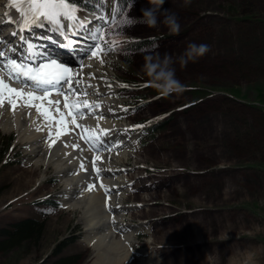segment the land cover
Instances as JSON below:
<instances>
[{"label": "rangeland", "instance_id": "374dc122", "mask_svg": "<svg viewBox=\"0 0 264 264\" xmlns=\"http://www.w3.org/2000/svg\"><path fill=\"white\" fill-rule=\"evenodd\" d=\"M228 3L243 14L253 12L260 21H237L228 16ZM148 8L157 9L156 26L144 22ZM168 17L179 23L178 31L165 22ZM93 18L109 42L102 47L116 43L114 37L154 38L140 49L119 51L112 47L101 53L102 83L96 78L98 89L105 91L103 96L111 98L103 106L116 113L113 120L126 123L116 134L132 144L133 152L120 161V166L128 169L124 172L131 189L122 199L145 202V206L129 208L126 220L144 219L148 227L135 232L131 251L151 245L160 264H264V240L260 237L264 235V173L247 166L250 158L245 156L252 152L254 158L261 150L257 147L255 151L252 145L244 149L243 140L239 150L226 146L231 137L251 124L254 127L249 133L255 134L254 129L260 133L259 113L254 114L216 87L229 81L246 83L234 72L219 69L227 64L225 58L230 57L231 49L245 58L248 49L255 48L258 63H264V0H191L186 6L184 0H163L156 5L152 0H132L117 19L126 22L111 30L112 7ZM190 43L207 45L208 50L184 66L177 58ZM165 54L176 60L175 75L180 84L198 83L212 90L205 101L184 109L182 105L190 98L183 91H172L163 99L143 88L151 82L144 65L149 58L158 60ZM115 78L123 81L120 87ZM165 113L172 116L163 123L164 129L143 144L142 131ZM76 129L71 134L78 141ZM10 134L13 139L0 162V227L30 216L41 220L44 229L38 243L1 251L0 264H44L59 241H64L60 254H79L76 264H92L93 248L83 239L81 212L63 205L65 188L56 169L29 160L28 142L14 130L0 129L1 151V137ZM74 138H56L52 145L63 148ZM256 199L261 210L249 205ZM138 256L133 251L123 264H138Z\"/></svg>", "mask_w": 264, "mask_h": 264}, {"label": "bare ground", "instance_id": "6f19581e", "mask_svg": "<svg viewBox=\"0 0 264 264\" xmlns=\"http://www.w3.org/2000/svg\"><path fill=\"white\" fill-rule=\"evenodd\" d=\"M8 3L9 0H0V18L9 17L22 23L18 12L14 8L7 7ZM5 13H8V15H5ZM77 18L78 20L89 22L85 25V32L83 31L85 37L79 38L81 43L75 44L66 50L53 46L58 41L57 39L51 37L52 39L49 40L46 39V36L43 37V29L54 26L47 23H45V27L38 31L36 29H39L38 27L40 26H33L35 27L33 31L36 38L32 37V35L30 36L29 33H24L27 35L23 36L24 39L21 41L11 42L10 39H0V46L4 45L7 47V55L0 57V75H3L4 81L9 83L11 87L16 89L24 88L26 92L31 91L33 97L43 96V91L35 89L31 83L28 82V87H25L24 83L13 81L7 75V70L3 68V65L7 60L13 59L14 56L24 58L20 61L30 66L37 59L34 67L50 60H56L65 67L70 68L74 78L81 81L79 85L74 82V87L80 92L87 91V99L90 102H98L100 107L90 113L88 109L77 105L80 107V114H77L76 109L73 108V116H75L77 124L81 126L76 127L70 122L73 116L67 115V109H64V96L57 94V90L64 91L67 94V87L61 88V85H56L55 89H49L50 95L44 101H37L32 97H17L15 110L12 109L10 104L5 102L0 107V129L3 131H17L28 142L27 150L32 155L28 159L32 160L34 164H41L44 167L52 166L56 169L59 181L65 188V195L61 199L63 205L68 209L77 207L81 212L85 227L83 239L93 248L92 264H123L133 251L139 255L137 257L139 260L138 264H157L159 257L151 245L135 250L132 249V251L130 249L132 242L135 241V232L137 230H148V227L142 222L144 219L138 222L126 220L129 208L144 205L145 202H124L122 199L126 192L131 189L128 188L130 182L124 172L128 169L120 166V161L133 152L132 144L121 140L116 134L119 128L126 127V123L113 120L112 118L116 117V113L103 106V104H108L111 98L107 97V95L103 96L105 91L99 90L96 86L98 84L96 78H99L100 81L102 80L99 60L95 58L89 59L85 55V50L94 42L90 34L92 35L96 30V22L94 23L87 13L82 15L77 12ZM63 23L70 26L76 22L63 21ZM8 29L10 32L13 26L11 24L8 25ZM40 31L42 37L39 34ZM20 42L21 46H19ZM28 44L33 45L31 52L27 46ZM52 52H54V54L50 55L52 58H48L47 54ZM25 57H29V60ZM81 65L84 66L81 67ZM46 71H55V69ZM88 84H91L92 87H88ZM73 99L70 96V104ZM25 100H29L32 104L39 106L41 113L51 112L53 116L57 117V120L59 119V113L52 111L53 106H50L47 101L60 100L59 107L65 113L64 122L57 127V120L46 119L44 115L37 113L36 107H26ZM81 115L84 118H81ZM97 126L101 130H108L107 135H104L102 131L89 132L91 129H96ZM37 128L43 130L38 131ZM75 128H79L83 137L99 136L105 141V144L98 151L93 150L91 144L81 139L80 135L76 134L79 136L80 141L79 138L77 141L72 136L71 133ZM85 128L90 130L85 131ZM49 129H54L55 133L51 134L52 132L50 131L45 134ZM57 132L60 133L59 136L56 135ZM60 137L63 138L62 140L74 139L69 140V145H65L61 149L52 145V141ZM73 145H78L79 147H73ZM59 149H61V152ZM106 149H111V151ZM97 156L101 157V159L96 160L94 166L93 160ZM81 164L84 165L83 169L80 167ZM95 168L100 169L99 176H97ZM101 184L104 187H101ZM90 185L95 187L89 190ZM117 232H120L119 237L116 235Z\"/></svg>", "mask_w": 264, "mask_h": 264}, {"label": "trees", "instance_id": "16d2710c", "mask_svg": "<svg viewBox=\"0 0 264 264\" xmlns=\"http://www.w3.org/2000/svg\"><path fill=\"white\" fill-rule=\"evenodd\" d=\"M130 1L131 0H75V6L79 11H92L95 13H101L103 9H105L107 3H112L115 8V16L119 17ZM69 2L71 3L73 2V0H69ZM225 10L228 16L237 19V21H260L257 18V15L253 12L250 11L246 14H243L241 10L237 9L235 5L231 3H228L227 6H225ZM254 15L256 16L254 17ZM187 27L188 26H185L183 30L187 29ZM153 39L154 38L150 37L140 39L124 38L117 43L116 49H140L149 44ZM254 51L255 48H250L247 51L246 57L240 58L239 53L236 51L235 54V51L231 49L230 57L225 58V62H227V64L225 66L221 65L219 67L222 72L227 73L229 71H232L236 74V76L245 79V84H241L237 81H229L216 87L218 88V91H222L229 98L231 97V99H235L243 103L246 108L250 111H253L254 114L257 112L259 113L257 124L259 125V130L261 129V132L259 133L257 132V129H254L257 135H255L256 133H249L251 128L254 127V125L251 124V127L244 129L243 132H241L237 137H231L230 140L226 142V146L228 150L232 149V147H235L236 150H239L241 147L240 140H243L242 142H244V149L246 147L250 148V146L252 145L255 151H258L257 147H260L259 150L261 151L259 153H256L257 156H255L254 158L251 157L253 156L252 152H247L245 156L250 158V160L246 159V161L249 163L247 166L252 167L258 172L264 173V63H258L259 60L256 58L257 56L255 55ZM252 59H254L253 63L251 62ZM256 60L257 62H255ZM181 86L182 87L179 91H183L184 93L189 95L190 98L189 103L183 106L184 109L190 108L202 101H205V99H207L212 92L211 89L206 88L205 86L198 83L181 84ZM145 90H147L152 95H159L158 97L162 96V98L169 94H162L161 91H158L157 88L152 86V84L145 86ZM171 116L172 113L164 115L160 122H158L154 126H150L141 137L143 143L149 141V135L155 136V132L157 129H164L163 123H165ZM148 132L152 133L149 134ZM10 139V136L1 137V140L3 141V147H5L10 142ZM1 157L2 152L0 148V158ZM250 203L253 208L261 210L258 199L252 200L251 202H249V205ZM43 229L44 223L41 220L30 216L9 221L5 226L0 227V252H6L13 248L24 249L31 244L38 243L43 236ZM260 237L262 238V240H264V235H261ZM63 243L64 241H59L56 243V247L52 250V253L44 260V264H76L80 260L81 257L79 254H60Z\"/></svg>", "mask_w": 264, "mask_h": 264}, {"label": "snow or ice", "instance_id": "6c2138e0", "mask_svg": "<svg viewBox=\"0 0 264 264\" xmlns=\"http://www.w3.org/2000/svg\"><path fill=\"white\" fill-rule=\"evenodd\" d=\"M9 8H14L22 21L21 31L24 29L30 28L32 26H40L44 27L45 23L56 26L57 30H64L65 24L63 21L67 22H78L80 27H85L88 21L78 20L77 18V7L75 6V0L73 2H69V0H9L7 5ZM118 11V9H117ZM8 15V13H5ZM100 19H104V17H100ZM11 22V20L9 21ZM107 22V21H106ZM121 22L126 21H117L113 16L111 23L109 24V29L111 30L113 27H119ZM71 26L75 27V24ZM17 33L13 32L12 35H16ZM21 40L24 39L23 36L20 37ZM93 44L90 45L88 49L85 50V55L88 56L89 59H98L102 64L104 63L103 59L100 58L101 53H105L107 51L112 50V47L115 46V42H112V46L110 47H102L103 45H108V40L106 39L103 28H97L92 35ZM29 51L31 52L33 45L28 44ZM6 55L5 52L0 51V57H4ZM84 65H81L83 67ZM90 66V65H89ZM3 68L7 70V75L13 81H19L25 84V87H28V82L37 89L43 91V96H35L33 97V93L31 91H25L24 88L16 89L11 87L9 83H6L3 79V75H0V107L4 105L5 102L11 105L12 109L15 110L17 107L16 98L25 96L32 97L37 101H44L50 95L49 89H55L56 85H61V88L64 86L67 87V94L64 91L57 90V94L64 96V109H68L67 115L73 116L72 109L75 108L77 114H80V107L88 109L91 113L94 109L99 108V103L90 102L87 99L88 93L87 91L80 92L77 88L74 87V82L76 85H79L81 81L79 79H75L74 75L71 74L72 70L64 65L58 63L56 60H50L45 63H41L36 67H32L30 65H26L23 61L17 62L15 59H9L3 65ZM48 69H55V71H46ZM23 78V79H22ZM88 87H92L91 84L87 85ZM110 87V86H109ZM73 97V102L70 104L69 98ZM48 104L52 107V111L59 113V119L57 120L56 116H53L51 112H43L41 113V109L39 106L32 104L29 100H25L26 107H36L37 113H40L45 116L48 120H57V127L61 123L64 122L65 113L59 107L60 100H48ZM81 118H84L81 115ZM102 119V117H101ZM73 125L77 127H81L77 124L75 116H73L70 121ZM38 131H42L43 129L37 128ZM88 131L87 128L84 129ZM51 131V129H49ZM94 132H103L104 135H107L108 130H101L97 126L96 129H93ZM57 136L60 135L59 132L56 133ZM84 140L89 142L92 146L93 150L98 151L100 147L103 146L104 141L99 137H90L84 136L82 137ZM55 143V140L52 141ZM51 146V145H50ZM73 147H79L78 145H73ZM107 151H111V149H106ZM101 157H95L93 160V165L95 166L96 160H100ZM80 167L83 169L84 165L81 164ZM97 176H99L100 169L95 168ZM94 185L89 186V190L94 188ZM101 187H104L101 184ZM107 191V189H106Z\"/></svg>", "mask_w": 264, "mask_h": 264}, {"label": "clouds", "instance_id": "9594fccd", "mask_svg": "<svg viewBox=\"0 0 264 264\" xmlns=\"http://www.w3.org/2000/svg\"><path fill=\"white\" fill-rule=\"evenodd\" d=\"M153 4H162L163 0H152ZM191 0H184L185 6L190 4ZM155 8H148L144 10V22L148 26H156L158 23V18L156 15ZM169 26L178 31L179 23L174 17H168L165 21ZM207 45L190 43L184 50V52L177 58L179 62L186 66L189 61H195L200 55H203L207 51ZM174 60L168 54H165L162 58L158 60L149 61L144 65L143 71L150 78L152 86L161 91L162 94L167 95L172 91H179L181 89L180 81L176 78V69Z\"/></svg>", "mask_w": 264, "mask_h": 264}, {"label": "flooded vegetation", "instance_id": "af4514ba", "mask_svg": "<svg viewBox=\"0 0 264 264\" xmlns=\"http://www.w3.org/2000/svg\"><path fill=\"white\" fill-rule=\"evenodd\" d=\"M161 262V259H159V261H157L156 263L159 264Z\"/></svg>", "mask_w": 264, "mask_h": 264}]
</instances>
